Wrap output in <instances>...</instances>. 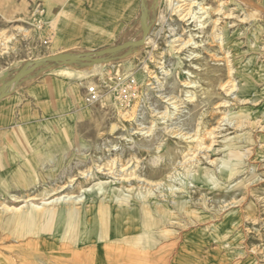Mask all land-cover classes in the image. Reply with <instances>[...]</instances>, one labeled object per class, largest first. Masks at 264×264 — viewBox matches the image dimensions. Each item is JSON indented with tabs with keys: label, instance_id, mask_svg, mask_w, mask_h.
<instances>
[{
	"label": "rangeland",
	"instance_id": "1",
	"mask_svg": "<svg viewBox=\"0 0 264 264\" xmlns=\"http://www.w3.org/2000/svg\"><path fill=\"white\" fill-rule=\"evenodd\" d=\"M195 1L206 13L183 24L169 0H144L92 52L139 41L144 25L141 46L41 65L1 92L42 76L79 86V118L40 127L66 136L34 139L52 150L35 152V167L16 168L10 156L26 154L0 136L15 149L0 144V264H89L120 211L135 228L129 249L168 247L178 264H264V0ZM57 23L49 0H0V88L36 59L87 52L53 49ZM89 86L101 92L91 105ZM61 190L53 197L81 200L30 207Z\"/></svg>",
	"mask_w": 264,
	"mask_h": 264
},
{
	"label": "crops",
	"instance_id": "2",
	"mask_svg": "<svg viewBox=\"0 0 264 264\" xmlns=\"http://www.w3.org/2000/svg\"><path fill=\"white\" fill-rule=\"evenodd\" d=\"M49 7L53 17H58V28L52 48L56 51L62 50V52L73 48L92 52L100 47L95 46L96 42L113 38L115 33L130 24L141 12L140 0H49ZM76 88H79L76 81L42 76L36 82L28 84L23 90L12 91L0 100V136L10 138L14 135L16 151L12 146L14 142L11 140L1 141L0 144L1 146L3 143L9 145L5 147L8 152L18 153L20 151L26 154L21 158L16 155L14 159L10 156L12 161L17 162L16 168H33L36 166L33 164L35 152L48 154L52 151L48 143L46 146L37 145L42 146L41 148L35 147L34 139L41 141L44 136L50 138L66 136L65 130L58 132L55 128H46L48 129L46 130L40 127L44 123H49L51 127H54L56 124L53 122L65 115L73 119L79 118L75 107ZM57 151L59 152L60 149ZM40 167H44V164ZM117 213L112 216L109 230L99 239L96 248L94 247L93 260L89 264H110L104 260V254L107 250L117 253V249L118 252L121 249L127 250L128 254L158 250L160 252L156 256L161 258V261L153 264H164L167 259L178 264V252L175 250L174 253H168L165 250L168 247L156 249L151 246L138 247L136 245V248H139L138 251L127 248L125 242H131V237L135 236V228L131 221L129 223L125 221L126 224H124V220L120 219L125 214L124 211H120L119 217L116 216Z\"/></svg>",
	"mask_w": 264,
	"mask_h": 264
},
{
	"label": "bare ground",
	"instance_id": "3",
	"mask_svg": "<svg viewBox=\"0 0 264 264\" xmlns=\"http://www.w3.org/2000/svg\"><path fill=\"white\" fill-rule=\"evenodd\" d=\"M244 2V0H242ZM246 1V0H245ZM247 3V2H246ZM250 3V1L248 2ZM205 4V3H204ZM247 5V4H246ZM198 6H201L200 3H198L197 1L195 0H169V7H170V12H171V15H175L176 17H180V19H178L180 22H182L183 24L185 22H188V20L191 18V19H195V17L197 16L196 14L199 13L200 11L202 12L201 14H205L206 13V10L201 7V8H198ZM223 6V5H222ZM195 8H198L199 11H196L194 12V9ZM221 10L220 8L219 9H216V11H219ZM209 11V10H208ZM211 12V11H210ZM211 14V13H210ZM200 15V13H199ZM198 15V17H199ZM204 16V15H203ZM164 17L162 16V19ZM201 18V17H200ZM214 26H216V22L214 21L213 22ZM214 29V28H213ZM177 35V34H176ZM190 40V39H189ZM189 40L184 42V43H179V45L177 46H180L182 45L181 47H184L185 46L187 47L189 45ZM179 39L177 38H173L170 43H176L178 42ZM181 41V40H180ZM191 42V41H190ZM82 54V53H81ZM67 55H71V54H67ZM100 56H103V55H100ZM63 60H66V59H63ZM45 63H39L37 64L38 66H41V65H44ZM62 74H67L69 72H67L66 70H62L61 71ZM18 82L15 81L13 84H11L9 87H7V89H9L10 87H12L13 85H16ZM16 83V84H15ZM229 90V89H228ZM227 90V91H228ZM234 90L231 88L228 93L230 92H233ZM178 100V99H177ZM172 101V100H171ZM170 101V103H171ZM172 105H175L176 103H178L176 100L172 101ZM180 107V106H178ZM177 107V108H178ZM227 115V114H226ZM224 120V118H222ZM148 133V132H147ZM178 133V132H177ZM179 134V133H178ZM211 134V133H210ZM180 135V134H179ZM186 137V136H185ZM195 137V136H194ZM187 140H189V137H186ZM185 139V138H184ZM196 139L198 140V136L196 137ZM192 141H195V138L192 140ZM196 144V143H195ZM199 147V143L197 144ZM209 147V146H207ZM203 149V148H202ZM207 149V148H206ZM190 159H186L185 162L189 161ZM188 163V162H187ZM122 178V177H121ZM124 179V178H123ZM131 180V179H130ZM128 181V180H127ZM54 191V190H53ZM56 191V190H55ZM60 192H63L62 190L57 192V193H52V197L50 198H47V199H42L41 203L40 204H34V203H31L30 204V207L35 209V210H38V209H41V207H44V206H48V205H51V204H58V203H64V202H69L70 200H73L72 202H78L81 200L80 197L76 198H72L71 196H59L58 197H53V196H56V194L60 193ZM36 200V199H35ZM28 201H34L33 198H29L27 200H24L22 202L24 203H28ZM19 202V201H17ZM5 207V206H4ZM6 211H13V210H18L19 208H16V207H11V206H6L5 207ZM134 237V236H133ZM121 240V239H120ZM109 241V240H108ZM120 242V241H119ZM106 243V241H105ZM133 243V242H132ZM107 245V244H106ZM113 245V244H112ZM115 247V245H114ZM76 248V247H74ZM82 248V247H81ZM96 248V247H95ZM158 248V247H157ZM139 249V248H138ZM81 250V249H80ZM118 250V249H117ZM116 250L117 253H115L114 251H111V250H107L104 254V260L109 262L110 264H153L154 262H159L161 261V258H158L156 255H158V253L160 251L156 250V251H153V249L151 251H145V252H142V253H130L128 254L127 253V250H124V249H121L120 252H118ZM155 250V249H154ZM157 258V259H156ZM73 259V258H72ZM78 259V258H77ZM155 259V260H154ZM80 263V262H79ZM164 264H175L174 261H171L170 260H166L164 262Z\"/></svg>",
	"mask_w": 264,
	"mask_h": 264
},
{
	"label": "water",
	"instance_id": "4",
	"mask_svg": "<svg viewBox=\"0 0 264 264\" xmlns=\"http://www.w3.org/2000/svg\"><path fill=\"white\" fill-rule=\"evenodd\" d=\"M141 2V7H140V11H143V7H144V0H140ZM141 39L137 42H127L122 44L121 46H117V47H111V48H105L102 50H98V51H93V52H84L82 54H71V55H67V54H62L63 56H57V55H53V56H48V57H44V58H39L41 60H34L32 63L26 65L29 67V71L23 75V70L25 69V67H23L22 69H20L13 77H11L8 81H6L0 88V100L6 96V93L1 94V92L6 89L7 87H9L11 84H13L15 81L19 80V82L22 80V78H24L25 76H27L28 74L31 73V71L33 69H35L36 67H38L37 64L39 63H45L46 64H56L59 66H63V65H67V64H71V63H75L84 59H87V57L90 58H95V57H99L100 55H111V54H115L117 52H121L127 48L130 47H138L141 46L146 38V29L144 25H141ZM113 51V53H112ZM70 54V53H69ZM72 58L71 62H67V60H63V59H69Z\"/></svg>",
	"mask_w": 264,
	"mask_h": 264
},
{
	"label": "built area",
	"instance_id": "5",
	"mask_svg": "<svg viewBox=\"0 0 264 264\" xmlns=\"http://www.w3.org/2000/svg\"><path fill=\"white\" fill-rule=\"evenodd\" d=\"M101 99V92L97 89L96 86H89L86 89V93L84 96V102L87 105L94 104Z\"/></svg>",
	"mask_w": 264,
	"mask_h": 264
}]
</instances>
